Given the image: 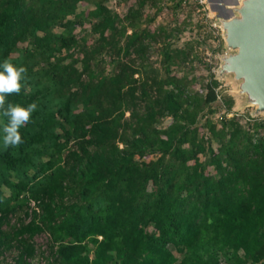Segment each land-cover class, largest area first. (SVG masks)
Returning a JSON list of instances; mask_svg holds the SVG:
<instances>
[{
  "label": "trees",
  "instance_id": "1",
  "mask_svg": "<svg viewBox=\"0 0 264 264\" xmlns=\"http://www.w3.org/2000/svg\"><path fill=\"white\" fill-rule=\"evenodd\" d=\"M106 1L0 0V64L28 70L6 99L37 103L15 148L0 115V247L26 264L46 233L53 264H264V122L212 120L218 81L208 66L193 90L192 46L143 26L148 0Z\"/></svg>",
  "mask_w": 264,
  "mask_h": 264
},
{
  "label": "rangeland",
  "instance_id": "2",
  "mask_svg": "<svg viewBox=\"0 0 264 264\" xmlns=\"http://www.w3.org/2000/svg\"><path fill=\"white\" fill-rule=\"evenodd\" d=\"M133 4L135 5V0L106 1V5L120 16L124 15L127 8ZM144 12V16L147 18V21L143 22L144 27L149 28L151 31L159 28H164L166 31L175 30L174 36L170 39V44L173 49L182 48L186 43L192 46V56H194L195 59L192 60L190 66H186L183 71L195 77L193 90L201 91L202 87L207 83L209 79V73L207 72L208 66L210 67V74L217 80L216 70L219 64V57L225 53L224 42L221 39V30L213 26L218 11H214L209 6V3L207 9L203 8L195 0H186L182 2L179 7L169 0H148L145 4ZM162 40L163 37L160 36L158 42L154 44L149 52V59L153 67L156 68L160 66L159 61L161 56L159 50L161 49ZM92 41L93 39L88 40L89 43ZM177 73H179V75L182 74L179 69H177ZM217 81L218 87L216 88V92L220 97V102H222L221 98H224V96L232 97L234 101L232 111L241 117L252 118V120L248 122L252 125L259 123V121L264 122L263 114L253 118L252 112L254 108L244 107L242 105L241 98H238L233 92L236 89V84L230 77ZM219 106L220 104L217 101L212 104V108L216 110V113L211 116L214 121L222 114L223 109ZM243 120H241V123L245 125L246 119ZM168 123L169 120L165 119L162 126L164 127ZM259 131L264 132L263 129ZM213 147L216 148L215 143H213ZM28 221L29 219H26L25 223ZM16 224L17 220L14 218L10 222V225L16 226ZM4 230L11 231L12 228L10 226H5ZM32 241L35 255L33 258L26 259V264H53V258L51 257L49 249L50 243L48 235L46 233L38 234L33 237ZM170 250L178 260L182 258L173 247H171ZM16 258L17 250L15 248L3 249L0 247V264H16ZM220 264H228V262L222 257Z\"/></svg>",
  "mask_w": 264,
  "mask_h": 264
},
{
  "label": "water",
  "instance_id": "3",
  "mask_svg": "<svg viewBox=\"0 0 264 264\" xmlns=\"http://www.w3.org/2000/svg\"><path fill=\"white\" fill-rule=\"evenodd\" d=\"M218 11L225 53L219 57L217 80L230 77L234 94L253 118L264 115V0H207Z\"/></svg>",
  "mask_w": 264,
  "mask_h": 264
},
{
  "label": "clouds",
  "instance_id": "4",
  "mask_svg": "<svg viewBox=\"0 0 264 264\" xmlns=\"http://www.w3.org/2000/svg\"><path fill=\"white\" fill-rule=\"evenodd\" d=\"M25 66L14 65L5 58L0 64V115L7 118L2 126V143L5 149L18 147L23 143L20 129L27 124L32 114L37 110V103L21 106L7 101V96L19 94L23 87L21 83L27 77Z\"/></svg>",
  "mask_w": 264,
  "mask_h": 264
},
{
  "label": "built area",
  "instance_id": "5",
  "mask_svg": "<svg viewBox=\"0 0 264 264\" xmlns=\"http://www.w3.org/2000/svg\"><path fill=\"white\" fill-rule=\"evenodd\" d=\"M195 1H197L203 8H208V2H207V0H195ZM183 2H184V0H183ZM214 26V25H213ZM217 102L220 104V105H222V102H220V97L217 95ZM221 109H223V111H222V114H224L226 117H232V116H240V115H238L237 113H235L234 111H226L225 109H224V107H223V105L221 106ZM221 114V115H222ZM247 120V119H246Z\"/></svg>",
  "mask_w": 264,
  "mask_h": 264
}]
</instances>
